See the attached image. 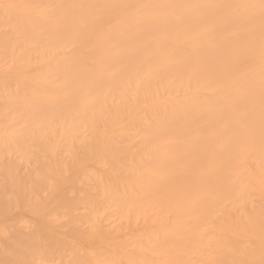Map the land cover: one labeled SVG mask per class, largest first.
Returning <instances> with one entry per match:
<instances>
[{
    "label": "bare ground",
    "instance_id": "obj_1",
    "mask_svg": "<svg viewBox=\"0 0 264 264\" xmlns=\"http://www.w3.org/2000/svg\"><path fill=\"white\" fill-rule=\"evenodd\" d=\"M0 264H264V0H0Z\"/></svg>",
    "mask_w": 264,
    "mask_h": 264
}]
</instances>
